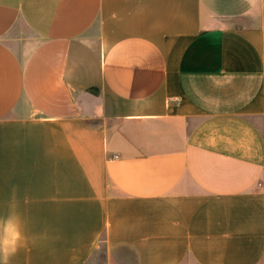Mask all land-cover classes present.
<instances>
[{
  "label": "crops",
  "instance_id": "crops-1",
  "mask_svg": "<svg viewBox=\"0 0 264 264\" xmlns=\"http://www.w3.org/2000/svg\"><path fill=\"white\" fill-rule=\"evenodd\" d=\"M0 264H264V0H0Z\"/></svg>",
  "mask_w": 264,
  "mask_h": 264
}]
</instances>
